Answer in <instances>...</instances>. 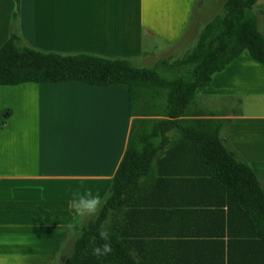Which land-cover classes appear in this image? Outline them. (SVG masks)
I'll return each instance as SVG.
<instances>
[{
  "label": "crops",
  "instance_id": "crops-1",
  "mask_svg": "<svg viewBox=\"0 0 264 264\" xmlns=\"http://www.w3.org/2000/svg\"><path fill=\"white\" fill-rule=\"evenodd\" d=\"M200 3L0 0V44L14 10L22 39L34 48L140 62L149 49L192 42L204 21L221 13H215L217 2L196 17ZM252 10L264 35V1ZM6 109L10 114L0 125V264H58L76 239L64 227L78 219L70 190L90 188L103 196L123 156L135 118L128 93L116 85L28 82L0 86V112ZM197 111L224 121L221 137L264 184V65L246 54L234 60L198 94ZM153 184L151 221L143 205L125 206L119 214L121 237L135 255L151 251V264L264 262L261 249L227 234L243 228L206 180L164 175Z\"/></svg>",
  "mask_w": 264,
  "mask_h": 264
},
{
  "label": "trees",
  "instance_id": "trees-1",
  "mask_svg": "<svg viewBox=\"0 0 264 264\" xmlns=\"http://www.w3.org/2000/svg\"><path fill=\"white\" fill-rule=\"evenodd\" d=\"M256 1L225 0L221 13L197 31L191 49L172 61L157 60L151 67L136 66L139 61L131 58L39 50L22 39L17 13L11 11L9 30L0 44V86L66 81L121 86L128 93L129 115L135 117L106 190L110 198L99 215L83 225V234L77 235L61 264H151V251L135 255L122 239L119 214L125 206L143 205L142 212L151 221L147 206L151 187L164 175L206 180L225 197L228 211L243 228L227 229V234L264 253V184L221 137L224 121L204 118L208 114L197 111L198 94L234 60L246 54L264 65V35L252 10ZM9 114L7 109L0 112V125ZM101 226L112 234L113 251L97 258L91 248L93 238L95 244L103 243L98 237Z\"/></svg>",
  "mask_w": 264,
  "mask_h": 264
},
{
  "label": "clouds",
  "instance_id": "clouds-1",
  "mask_svg": "<svg viewBox=\"0 0 264 264\" xmlns=\"http://www.w3.org/2000/svg\"><path fill=\"white\" fill-rule=\"evenodd\" d=\"M70 194L69 206L78 220L98 216L111 195L110 192H106L102 196L99 192L94 193L90 188L70 190ZM64 227L73 235L83 234V225L79 222L69 221ZM98 237L103 243L95 244V238H93L94 246L91 248V254L97 258L111 254L113 251L112 234L101 226L98 229Z\"/></svg>",
  "mask_w": 264,
  "mask_h": 264
},
{
  "label": "rangeland",
  "instance_id": "rangeland-1",
  "mask_svg": "<svg viewBox=\"0 0 264 264\" xmlns=\"http://www.w3.org/2000/svg\"><path fill=\"white\" fill-rule=\"evenodd\" d=\"M200 1L202 3V6H201V3H200L196 7V11H195V16L196 17L201 14L203 7H204V10L206 11V10H208L207 8L213 7V5L215 3H217V2H219L220 6H219V4L217 5V7H216L217 10H216L215 13H218L219 11H221L220 9H221L222 0H200ZM262 1H264V0H261V2ZM206 12H208V11H206ZM204 17H207L206 14H204ZM193 18H194V16H193ZM209 19L210 18H207L204 21V23H206ZM190 40H192V42L190 41L188 44L177 43L174 46H171L170 48L165 47V46H164V48H162V47L158 46L157 50L153 49L151 51V49H149L148 51H146L147 53L145 55H143L141 61L137 62L135 65L136 66H149V67H151L157 60H160V59H167L168 61H172L174 59L180 58L183 55V53H185L187 50L192 48V46L195 43L196 37H194V39H190ZM91 219L92 218H85L83 220H78L77 219V222H79L80 224L84 225L85 223H87ZM77 235H76V237H77ZM64 259H65L64 256H61V257L58 256V260H59L58 264H61L62 260H64Z\"/></svg>",
  "mask_w": 264,
  "mask_h": 264
}]
</instances>
